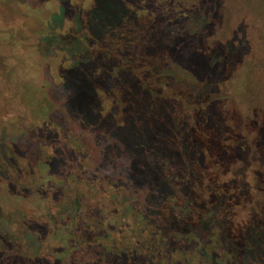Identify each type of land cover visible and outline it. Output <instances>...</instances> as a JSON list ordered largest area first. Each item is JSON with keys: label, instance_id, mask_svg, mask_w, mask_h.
I'll list each match as a JSON object with an SVG mask.
<instances>
[{"label": "rangeland", "instance_id": "obj_1", "mask_svg": "<svg viewBox=\"0 0 264 264\" xmlns=\"http://www.w3.org/2000/svg\"><path fill=\"white\" fill-rule=\"evenodd\" d=\"M99 1L100 8L96 9L97 16L92 21L97 31L106 25L109 29L115 27L113 9L116 4L125 3L131 7L135 3V0ZM166 1L175 2L156 0L157 3ZM97 4L95 0H0V264L65 261L69 256L66 237L71 233L73 217L77 232L71 233V237L75 247L91 251V255H95L104 244L115 249L126 246L132 251L139 250L154 264L165 251L172 262L181 264H264V254L258 251L256 256V250L253 258L249 256L245 261L222 256L204 258L197 250L180 252L171 248V240L167 241L169 232L156 228L146 217L128 211V205L133 207L136 202L128 195L125 197L120 189L121 184L127 183L128 186L131 180L123 168L118 171L114 164L116 158L120 167L129 163L123 144L116 137L124 127V115L119 111L123 104L115 107L112 102H120L123 97L125 101L129 97L126 102L150 105L149 129L152 133H164L170 141L176 138L175 128L164 122L162 100L148 96L140 100L131 81L125 84L124 91H116L124 78L122 73L128 72V78H134L137 84H142L140 86L151 89L155 96L161 93L162 83L179 89L198 88L201 78L181 56L176 60L172 56L162 58L161 64L152 69H147L144 64L142 69L134 67L135 60L142 57L157 59L164 54L162 50L152 51L146 44L147 37L131 34L103 42L92 40L85 46L83 38L90 36L87 27H91L88 10ZM219 9L224 14L221 36L225 41L231 40L237 30L249 33L244 38L241 35L243 48L235 57L231 54L233 59H227L226 54V64L220 69L225 80L238 79L237 87L249 89L248 79L252 91L256 89V102L248 106L251 111L248 129L238 134L248 137L264 131V0H228ZM74 41L77 54L70 48ZM199 42L201 39L194 38L192 44L198 46ZM240 66L255 69L253 79L248 71L239 72ZM82 69H96L98 79H101L100 83L96 82V88L111 92L107 96L100 92L96 94V103L98 100L101 105L87 120L92 121L88 126H93L94 132L99 134L109 128L110 132L103 140L108 149L103 156L92 134L81 137L72 133L64 110L66 92L60 85L70 74L81 81ZM148 70L154 75L146 81L142 72ZM88 85V82L76 85L73 96L78 102L82 103L81 96ZM225 85V95L214 105L218 112H223L224 107L221 116L226 115L235 123L231 111L236 106L228 109L226 106L231 100L240 101V97L231 82ZM255 144L248 146L246 153H252L261 164L264 146H256L252 151ZM179 148L186 151L181 143ZM68 155L72 159L70 163L65 159ZM74 155L80 160L77 174L74 172ZM99 159L101 162L98 163ZM231 167L238 178L245 176V172ZM93 171H100L101 175H92ZM256 182L260 180L256 178ZM235 221L239 224V215ZM84 225L87 230L83 229ZM98 228L105 240H101ZM262 232L264 237V229ZM203 233L206 239L207 232ZM194 239L197 238L194 236ZM161 249H164L162 253Z\"/></svg>", "mask_w": 264, "mask_h": 264}, {"label": "trees", "instance_id": "obj_2", "mask_svg": "<svg viewBox=\"0 0 264 264\" xmlns=\"http://www.w3.org/2000/svg\"><path fill=\"white\" fill-rule=\"evenodd\" d=\"M227 1L175 0L157 3L156 0H135L131 7L125 3L116 4L114 9L111 8L113 15L116 14L115 27L109 29L106 25L104 29L97 31V27L94 29L92 26V21L95 19L96 9L100 8V1L95 0L98 4L88 10L91 14V27L86 23L89 25L86 27L90 36H84L83 41L87 46L92 40L103 42L112 37L117 39L118 36L126 37L131 34L147 37L148 47L152 51L162 50L164 54L157 59L142 57V62L135 60L134 67L142 69L144 64L147 69H152L161 64L162 58L172 56L176 60L181 56L186 65L197 70L201 78L198 88L179 89L162 83L158 96H155L151 89L137 84L134 78H128V72L122 73L124 78L116 91L123 89L125 84L131 81L140 100L146 96L162 100L164 106L161 113L165 116L164 122L170 128H175L174 135L177 140L166 139L164 133H152L149 129L150 105L126 102L129 97H126L125 101L124 97L120 102L113 101L115 107L123 104V109L119 111L124 115V127L116 137L123 144L129 159V163L123 167H120L117 158V163L114 164L118 171L123 168L131 180L128 186L127 183L121 184L120 190L125 193V197L128 195L131 201L136 202L133 207L128 205L129 212L134 211L152 221L156 228L160 227L169 232L166 239L171 240V248L180 252L197 250L198 255L204 258L222 256L230 257L231 260L242 258L245 261L249 256L253 258L255 250L256 256L258 251L264 254V159L259 158V164L252 153H246L247 147L255 143L252 151L256 150V146H264V131H257L258 134L248 137L238 135L248 129V118L251 117L248 106L256 102V89L252 91L248 79L247 85L250 88L245 90L236 86L238 79L225 80L226 76L221 74L220 69H224L226 64V54L227 59H233L243 48L241 35L244 38L249 34L240 24L245 33L237 30L236 35L228 42L221 36L225 20L219 8ZM102 18L104 19L103 13ZM194 38L201 39L198 46L192 44ZM76 47L74 41L70 46L74 54L78 53ZM241 70L248 71L249 77L253 79L252 72L255 69L240 66L239 72ZM142 73L146 81L151 80L154 75L152 70ZM80 74L83 75L81 81L70 74L64 84L60 85L61 90L66 92L63 99L65 114L72 133L80 134L81 137L92 134L103 156L104 151L108 149L103 140L110 132L109 128L99 134L94 132L93 126H88V122L92 121L87 120L101 105L98 100L96 103V94L100 92L107 96L111 95V92L105 93L96 88V82L100 83L101 80L98 79L96 69H82ZM83 81L88 82L89 87L85 88L81 103L75 99L73 93L76 85L84 83ZM226 82H231L232 88L240 97V101L231 100L226 106L227 109L236 106V109L231 111L236 119L235 123L226 115L221 116L220 113L224 114V107L223 112H218L214 105L225 95ZM237 102H241L243 106ZM180 143L185 146V152L179 148ZM77 157L74 155L73 158L76 174L80 168V160ZM65 159L69 163L72 161L69 155ZM231 166L235 170L245 172V176L239 179ZM54 167L58 166L54 164ZM94 172L91 174L101 175L100 171ZM256 178L260 180L259 183ZM76 203L80 204L78 198ZM237 215L241 219L239 224L235 221ZM70 227L71 233L77 232L74 217ZM83 229L88 228L84 225ZM97 231L102 235L101 240H105L102 230L98 228ZM95 232L96 230L92 233ZM203 232H207L206 239ZM71 233L66 237L68 258L53 264H154L146 260V254L139 250L132 251L126 246L115 249L101 244L100 250L91 255V251L75 247ZM194 236L197 239H194ZM163 251L164 249H161L160 253ZM169 256L168 252H163L155 264H181L179 261L172 262Z\"/></svg>", "mask_w": 264, "mask_h": 264}]
</instances>
